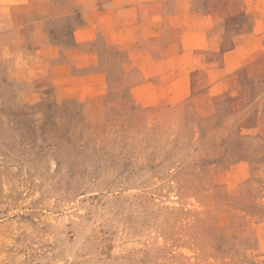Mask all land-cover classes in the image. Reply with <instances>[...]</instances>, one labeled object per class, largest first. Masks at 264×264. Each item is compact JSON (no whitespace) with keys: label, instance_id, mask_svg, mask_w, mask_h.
<instances>
[{"label":"rangeland","instance_id":"obj_1","mask_svg":"<svg viewBox=\"0 0 264 264\" xmlns=\"http://www.w3.org/2000/svg\"><path fill=\"white\" fill-rule=\"evenodd\" d=\"M0 264H264V0H0Z\"/></svg>","mask_w":264,"mask_h":264}]
</instances>
